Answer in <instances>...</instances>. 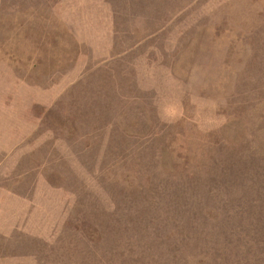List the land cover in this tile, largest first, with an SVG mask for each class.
I'll return each instance as SVG.
<instances>
[{"label": "rangeland", "instance_id": "rangeland-1", "mask_svg": "<svg viewBox=\"0 0 264 264\" xmlns=\"http://www.w3.org/2000/svg\"><path fill=\"white\" fill-rule=\"evenodd\" d=\"M0 264H264V0H0Z\"/></svg>", "mask_w": 264, "mask_h": 264}]
</instances>
